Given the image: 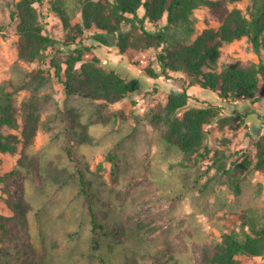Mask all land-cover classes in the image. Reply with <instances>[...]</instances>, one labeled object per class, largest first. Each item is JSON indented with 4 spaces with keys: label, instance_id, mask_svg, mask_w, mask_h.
<instances>
[{
    "label": "rangeland",
    "instance_id": "obj_1",
    "mask_svg": "<svg viewBox=\"0 0 264 264\" xmlns=\"http://www.w3.org/2000/svg\"><path fill=\"white\" fill-rule=\"evenodd\" d=\"M16 1L0 0V86L10 82L20 85L26 72L35 68H44L48 80L35 93L27 88L17 90L18 124L4 127L22 137L26 102L34 94L38 97L41 126L33 143L27 146L22 139L14 151L0 150V172L19 170L12 178L10 193L0 189V225L5 222L8 227L4 244L9 253L3 264H96L99 260L98 252L91 248L95 233H91L88 201L80 190L79 162L91 171V191L100 218L111 224L110 229L101 230L102 247L111 246L122 257L133 255L141 264L155 260L159 252L165 253L171 264H205L204 248H212L215 240L222 238L259 188L262 193L257 198L264 206V172H237L243 188L238 197L228 184V173L214 165L220 155L226 156L223 160L228 169L241 162L244 151L255 153V142L264 135V96L256 104L246 97L223 99L199 83L190 85L192 77L186 72L173 78H153L146 73V66L152 63L158 67L157 49L130 48L121 53L117 44L96 41L93 34L97 29L93 27L82 37L83 44L90 47L85 59L97 57L107 69L141 78L142 86L112 103L69 97L50 59L56 54L65 60L77 43L65 45L68 30L51 0L37 2L46 30L65 52L49 48L45 63L20 60L17 21L11 16ZM249 3L228 2L227 6L248 14ZM223 16L206 6L197 8V33L218 27ZM81 20L79 14L73 22ZM165 22L148 20L146 27L155 30ZM129 28L124 26V30ZM237 59L243 64L259 61L248 37L223 45L219 68ZM185 86L191 95L188 107L212 105L219 108L220 117L228 118L227 123L215 119L205 125L209 152L204 156H186L170 138L168 126L152 121L156 113L164 111L171 90ZM69 108L77 114L74 128L69 126ZM238 112L247 113L244 121ZM79 122L88 123L93 142L82 140ZM239 258L241 264H264L260 256Z\"/></svg>",
    "mask_w": 264,
    "mask_h": 264
},
{
    "label": "trees",
    "instance_id": "obj_2",
    "mask_svg": "<svg viewBox=\"0 0 264 264\" xmlns=\"http://www.w3.org/2000/svg\"><path fill=\"white\" fill-rule=\"evenodd\" d=\"M44 0H18L11 10V16L17 21L18 55L25 62L45 63L48 49L65 52L58 47L60 41L46 30L36 3ZM243 0H51L52 8L60 15L63 26L68 30L65 45L77 43L70 50L65 60L56 54L51 56L50 64L55 69V75L63 83L67 96L82 97L88 100H102L106 103L120 101L139 90L142 79L126 77L117 69H107L97 57L85 59V52L90 50L84 45L82 37L86 30L96 27L94 39L100 43L111 45L107 34L115 35L117 47L121 53L130 48L157 49L158 67L152 63L146 66V73L153 78L186 72L190 77V85L199 83L203 88L211 89L223 99H238L246 97L253 102L261 101L264 96V0H249L248 14L241 8H229L228 2ZM209 7L215 13L224 14L218 27H207L197 33L194 12L200 7ZM140 8L144 13H139ZM81 14L82 20L73 22ZM165 19V24L155 30L146 27L149 20L158 23ZM130 25L124 30L125 25ZM248 37L254 51L259 55L258 62L243 64L237 59L229 65L219 68V59L225 43ZM24 81L17 85L14 82L0 86V150L12 152L22 139L29 146L33 143L41 126V110L38 97L34 94L26 102V117L23 123L22 137L7 132L4 127H16V92L27 88L37 92L46 83L44 68H35L26 72ZM28 77V78H27ZM191 95L185 86L171 90L163 112L156 113L153 123L164 122L168 126V134L186 156L202 155L209 152L206 124L215 119L223 123L228 118L220 117L218 107H195L189 105ZM184 112L179 115L180 110ZM250 113V111L248 112ZM76 111L68 109L67 118H71L69 126L74 128L77 121ZM242 121L247 113L238 112ZM234 119V118H233ZM83 126L81 138L83 141H94L88 132V123ZM72 145V144H70ZM256 151L243 152V158L226 169V156L214 159V165L220 171L229 175V186L234 194L241 197L243 188L240 176L247 172L256 175L264 172V135L255 142ZM23 162V161H22ZM80 190L86 197L91 215L92 230L95 233L91 240V248L99 254L96 264H141L136 257L121 256L114 248L102 247V229H110L109 222L99 216L96 206L88 168L81 167L79 162ZM19 170L0 172V189L10 193L11 181ZM262 186V185H261ZM262 188L255 191L252 200L242 206V212L233 226L223 232L222 238L215 240L213 247L204 248L205 264H241L239 256L249 258L264 257V206L259 199ZM0 264L9 252L5 249V235L8 227L1 222ZM129 262H128V261ZM143 264H171L165 253L159 252L155 260H144Z\"/></svg>",
    "mask_w": 264,
    "mask_h": 264
},
{
    "label": "water",
    "instance_id": "obj_3",
    "mask_svg": "<svg viewBox=\"0 0 264 264\" xmlns=\"http://www.w3.org/2000/svg\"><path fill=\"white\" fill-rule=\"evenodd\" d=\"M107 38L110 41V44L112 46H115L117 44V39H116L115 35H113V34H107Z\"/></svg>",
    "mask_w": 264,
    "mask_h": 264
},
{
    "label": "crops",
    "instance_id": "obj_4",
    "mask_svg": "<svg viewBox=\"0 0 264 264\" xmlns=\"http://www.w3.org/2000/svg\"><path fill=\"white\" fill-rule=\"evenodd\" d=\"M257 102H259V101H257ZM257 102H254V103L256 104ZM253 105H254V104H253Z\"/></svg>",
    "mask_w": 264,
    "mask_h": 264
}]
</instances>
